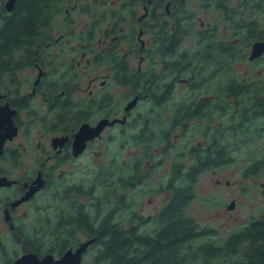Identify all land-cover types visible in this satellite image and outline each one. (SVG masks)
<instances>
[{"label":"flooded vegetation","instance_id":"obj_1","mask_svg":"<svg viewBox=\"0 0 264 264\" xmlns=\"http://www.w3.org/2000/svg\"><path fill=\"white\" fill-rule=\"evenodd\" d=\"M6 2L0 0V30L7 17L13 15L18 23L27 17L29 29L22 37H28L29 48L0 50V106L7 105L13 111L11 120L16 131L11 140L5 141L0 154V177L14 181L8 186L0 185V233L12 239H0V264H11L30 254L37 260L48 255L59 258L67 249L74 250L81 242L95 238L87 229L71 236L70 244L60 243L67 237L57 232L52 235V219L57 211L66 212L69 203L74 202L81 205L84 216L98 217L104 212L96 202L100 191L98 175L100 170H113L117 166L115 152L106 156L117 141L124 151L120 164L124 168V187L112 189L123 195V204L117 203L126 214L123 228H136L143 234L152 232L153 218L171 196L173 189L169 185L178 183L174 181V171L179 166L191 165L196 150L221 151L225 146L222 138L226 124L202 121L207 115L185 114L184 104L194 100L185 98L179 86L190 83L185 79L163 81L165 66H155L162 75V80L156 83L159 95L156 98L153 93H136L132 76L137 74L145 79L150 57L170 55L163 53L162 44L166 41L179 42L181 38L183 42H191L196 33L204 30L211 38L226 43L228 26L232 28L227 9L237 8L234 21L240 16L248 17L250 7L255 10L254 17L259 18V0H252V5L249 0H14L10 10ZM157 42L160 46L152 48ZM248 55L249 52L246 53L249 64L264 61V54L252 61ZM155 61L159 62L158 58ZM116 88L126 92L117 98ZM135 96L137 103L125 111L127 102ZM218 101L215 96L198 100ZM150 103V110L156 113L143 112L147 109H143L144 104ZM253 110L264 113V108L255 106ZM114 118H124V122L106 125L98 135L85 140L77 154L73 153L76 133L83 124L94 127L102 119ZM258 119L261 122L254 127L253 136L263 140L256 151L264 153V114ZM196 126L204 129V137L198 133L203 140L194 143L187 139L179 155L177 140L193 138L188 135ZM212 128L219 134L220 142L211 140ZM173 153L176 155L171 156ZM5 162L11 165L10 169L4 167ZM164 166L169 176L166 187L146 188V181L161 177ZM72 168L84 171L81 179ZM206 171L209 170L202 173ZM39 172L43 187L30 199L11 207L29 190ZM109 181L117 180L111 177ZM76 189L80 195L73 192ZM163 190L166 195L157 202L155 197L163 194ZM42 195L41 205L37 201ZM147 195L151 198L146 199L149 204L161 206L152 213L141 205ZM114 209L113 205L111 210ZM62 246L64 251L60 254L52 252ZM96 246L100 245L94 242L88 246L80 264H85L86 254ZM92 264H96L94 255Z\"/></svg>","mask_w":264,"mask_h":264},{"label":"trees","instance_id":"obj_2","mask_svg":"<svg viewBox=\"0 0 264 264\" xmlns=\"http://www.w3.org/2000/svg\"><path fill=\"white\" fill-rule=\"evenodd\" d=\"M249 4L252 5V0H249ZM258 9L261 19L260 16L254 17L255 10L250 7L249 16H240L237 21L233 18L237 8L234 6L227 9L228 24L232 28L228 26L230 36L226 43L219 38H211L204 30L194 35L196 46L199 45L196 50H183L184 42L181 38L179 42L166 41L162 44L165 48L163 53L170 55L150 57L145 79L141 75L138 77L137 74L132 76L131 84L136 93L140 95L153 93V98L159 97L156 83L162 80V75H159L160 71L155 69L159 64L166 67L162 70L166 76L163 81L185 79L189 82L188 94L185 98L194 101L188 104L181 103L187 107L185 114L209 115V119L202 121L211 123L217 120V123L224 124V119L228 121L229 126L222 138L226 149L222 144L218 153L196 150L191 165L179 166L174 171V181L178 183L169 185L173 189L171 196L162 211L153 218L155 227L148 234L138 232L136 228L131 230L123 228L124 209L123 206L117 207V203L123 204V195H119L117 190L112 188L124 187L122 182L124 168L117 164L113 170H100L98 176L101 189L96 196V202L99 204L98 208L104 212L98 217L84 216L81 205L75 202L69 203L70 209L66 212L57 211V215L52 219V235L57 232L67 237V239L64 237L65 239L60 243L67 242L68 245L73 241L71 236L76 237L77 233L88 229V234L95 236V243L100 245L94 253L96 264H264V207L259 216L251 217L246 223L229 232L221 242L213 238H221L216 230L209 227L200 228L197 221L186 212L187 206L194 197V186L200 174L204 170L227 165L232 160L233 151L253 140V131H256L252 129L253 121L264 114L253 110L255 106L264 108V101H255L264 99V86H256V88L252 86L253 83L264 84V78L245 80L234 68L232 72L229 70L230 65L232 68V64L246 60L245 49L255 40L264 37V0H259ZM21 20L18 23L13 15L5 19L6 25L0 30V50L29 48L28 37H22L29 29V19L27 20L26 17ZM231 36H235L240 41L232 43ZM156 44L160 46L157 42L152 48L156 49ZM157 52L160 54V49ZM157 58L159 62L155 61ZM213 66L215 70H210L207 76L204 71ZM225 66L227 69L223 71ZM208 79L219 80L218 83L211 85ZM210 87L215 88L206 91ZM216 94L217 99L220 100L217 103L198 102L203 97L216 96ZM169 96L172 97V94ZM239 104L241 105L238 106ZM198 121L199 119H196V122ZM203 130L196 126L193 132L204 137ZM214 139L220 142L219 134H215L212 128L211 140L216 142ZM258 173L264 177V153L252 160L244 176ZM111 177H115L117 181L111 183L109 181ZM73 192L81 194L78 189ZM63 199L64 196L59 199L58 204ZM109 205L115 206L114 212ZM108 207L110 210L107 209ZM95 226H98V229H93ZM63 247L53 248L52 252L60 254L64 251Z\"/></svg>","mask_w":264,"mask_h":264},{"label":"rangeland","instance_id":"obj_3","mask_svg":"<svg viewBox=\"0 0 264 264\" xmlns=\"http://www.w3.org/2000/svg\"><path fill=\"white\" fill-rule=\"evenodd\" d=\"M228 30L226 31V36H230L228 35L230 32ZM231 40L232 43H237L240 41V39H237L235 36H231ZM191 42L193 44V47H191ZM191 42H184L183 50H193L195 48H199L198 44L196 46L195 38L192 39ZM250 47L251 45L245 49L246 53L250 51ZM233 68L239 73L240 77L245 80L256 79L259 77L264 78V61H261L256 65H250L248 61L244 60L241 63L232 64V68L231 65L229 66V70H231V72ZM226 69L227 68L225 66L223 68V71H226ZM210 70H215V67L213 66L211 67V69H206L204 73H207L206 75L208 76ZM218 80L219 79H212L211 81H209L208 79L209 84L211 83V85L218 83ZM214 88L215 87H210V89L206 91H212L214 90ZM179 89H181V92L184 93V95L188 94L186 85L181 84L179 86ZM203 91H205V89H203ZM125 92L126 91L121 88H116L117 98H120ZM215 97L217 98V94ZM240 105L241 104H239L238 106ZM151 107V103L149 105L144 104L143 109H147L143 112L156 113V110H154L153 112L150 110ZM208 117L209 115H207L204 119H209ZM260 122V119L254 120L252 129H254V127ZM214 123H217V120ZM224 123L226 124L227 130L229 122L224 119ZM190 136L193 138L182 137L177 140L176 143L179 146V155L183 152L181 146L187 141V139L193 141L194 143L203 140V138L200 137L198 133L193 132V129L189 133L188 137ZM252 137L253 140L241 145L236 151H233L231 153L232 160L227 165H224L220 168L211 169L202 173L199 176L194 186V197L186 209L187 214L192 216L197 221L200 228L209 227L211 229L216 230L221 235V238L213 237L214 239L218 240V242H221L222 239L226 237L229 232L235 230L242 224L246 223L251 217L259 216L264 207V186H261L262 183L264 184L263 175L261 173H258L255 175L244 176V172L249 166V164L252 162V160L254 158H258L259 154H262L256 151V148L262 145L261 143L263 140H258V137H256L255 134ZM120 145L121 143L119 141L112 144L109 152H107L106 155L107 157H110L112 153L115 152L118 164H121L122 159L124 157V151L122 150ZM174 155H176V153L171 154V156ZM102 160L105 159L102 158ZM3 165L4 167L10 169L11 165L8 164V162H5ZM78 169H73L71 171L77 177H79V179H81V175H84V171ZM168 178V168L164 166L163 168H161V177H158L156 180L153 179L150 181H146L145 187L149 189L166 187L165 184ZM217 180H219L220 182H217ZM163 191V194L155 197V200L157 202H161L160 197H164L166 195V191ZM121 192H123V190H121ZM148 196V199H151L150 195H147L145 198L142 199L141 205L147 213H152V210H158L161 206H157L152 202L149 204L148 201H146ZM232 200L235 202L234 208L232 210H228L227 205ZM43 201L44 200L42 195L37 202L38 204L42 205ZM164 203L165 200L163 204ZM107 209H109V207ZM123 216L125 217L126 214H123L122 212V217ZM151 224L152 226H155L154 222H152ZM0 239L2 241H12V239L5 233H0ZM8 247L11 249L12 246ZM98 247L99 246H96L95 249L90 250L86 254L84 258L85 264H92V257Z\"/></svg>","mask_w":264,"mask_h":264},{"label":"water","instance_id":"obj_4","mask_svg":"<svg viewBox=\"0 0 264 264\" xmlns=\"http://www.w3.org/2000/svg\"><path fill=\"white\" fill-rule=\"evenodd\" d=\"M14 0H7L6 8L10 10L12 8ZM264 54V39L254 41L251 44L248 60L252 61ZM138 97L135 96L133 99L127 102L125 106V111L130 110L135 106L137 103ZM13 111H10L7 105L0 106V154L2 153L3 144L7 139L11 140L13 136L16 134L14 123L11 120V115ZM119 122L123 123V119L114 118L112 120L102 119L99 123L91 127L87 124H83L75 136V141L73 144V153L77 154L83 147L85 140L92 138L98 135L101 130L106 126H112L114 123ZM14 181L8 180L6 177H0V185L1 186H8L12 184ZM44 185V180L41 177L40 172L36 176V178L31 182L29 190L25 192V194L18 200L11 203V207H14L21 202L30 199L35 192L40 190ZM235 202L232 200L227 205L228 210H232L234 208ZM95 242V238L88 239L86 241L81 242L74 250L69 248L67 249L59 258H55L53 255H48L42 260H37L36 258L30 255H23L22 257L18 258L11 264H80L82 260V255L88 248V246Z\"/></svg>","mask_w":264,"mask_h":264}]
</instances>
